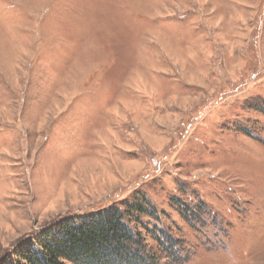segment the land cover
Wrapping results in <instances>:
<instances>
[{"label":"rangeland","instance_id":"obj_1","mask_svg":"<svg viewBox=\"0 0 264 264\" xmlns=\"http://www.w3.org/2000/svg\"><path fill=\"white\" fill-rule=\"evenodd\" d=\"M136 193L182 264H264V0H0V255Z\"/></svg>","mask_w":264,"mask_h":264},{"label":"trees","instance_id":"obj_2","mask_svg":"<svg viewBox=\"0 0 264 264\" xmlns=\"http://www.w3.org/2000/svg\"><path fill=\"white\" fill-rule=\"evenodd\" d=\"M171 205L200 230L198 238L207 234L205 229L211 239L224 236L225 227L200 201L191 204L174 196ZM164 221L162 212L136 193L131 201L43 227L13 253L1 254L0 264H182L190 250Z\"/></svg>","mask_w":264,"mask_h":264}]
</instances>
